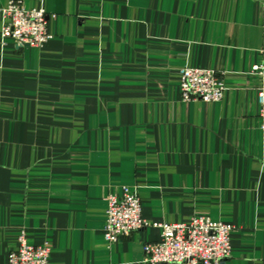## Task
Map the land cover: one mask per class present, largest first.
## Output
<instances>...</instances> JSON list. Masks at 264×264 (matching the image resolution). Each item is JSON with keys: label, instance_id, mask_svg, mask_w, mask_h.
Instances as JSON below:
<instances>
[{"label": "crops", "instance_id": "1", "mask_svg": "<svg viewBox=\"0 0 264 264\" xmlns=\"http://www.w3.org/2000/svg\"><path fill=\"white\" fill-rule=\"evenodd\" d=\"M0 264L22 233L49 264H146L158 223L231 222L226 264H264L260 78L264 0H22L45 8L42 47L2 37ZM222 74L186 101L180 68ZM137 190L154 223L104 237L108 193Z\"/></svg>", "mask_w": 264, "mask_h": 264}, {"label": "built area", "instance_id": "2", "mask_svg": "<svg viewBox=\"0 0 264 264\" xmlns=\"http://www.w3.org/2000/svg\"><path fill=\"white\" fill-rule=\"evenodd\" d=\"M2 37H12L22 46L42 47L54 34L49 28L51 14L45 8L28 7L22 0H11L4 8ZM252 72L260 78L259 102L264 141V62ZM182 97L186 101L220 100L225 81L212 68L183 66L180 68ZM122 195H106V222L103 237L115 242L151 223L143 216L141 198L136 189L124 185ZM162 229L159 240L144 244L146 264H226L231 254V222L211 216H194L189 222L154 224ZM50 247L31 244L22 233L17 249L11 251L7 264H49Z\"/></svg>", "mask_w": 264, "mask_h": 264}]
</instances>
